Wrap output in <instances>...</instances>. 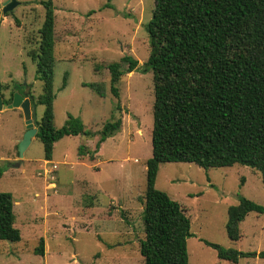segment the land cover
I'll list each match as a JSON object with an SVG mask.
<instances>
[{
	"label": "rangeland",
	"instance_id": "374dc122",
	"mask_svg": "<svg viewBox=\"0 0 264 264\" xmlns=\"http://www.w3.org/2000/svg\"><path fill=\"white\" fill-rule=\"evenodd\" d=\"M26 1L13 8V17L0 22V83L6 99L14 83L28 84L34 97L42 92L29 52L38 45L45 8L41 0ZM52 4L53 126L62 127L72 115L94 135L63 136L54 143L50 160H45L43 144L34 136L21 164L13 167L26 125L17 108L1 110L0 191L13 197L14 226L21 237L16 242L0 239V264H144L139 251L144 237L141 198L146 160L152 154L154 91L152 71L143 63L149 54L145 26L154 0ZM124 55L137 59L138 65L114 83L116 97L108 65ZM43 109L36 104L37 120ZM118 117L121 128L96 148L103 124ZM79 146L94 158L80 155ZM43 163L58 165L54 179L37 174ZM155 187L186 210L192 232L187 238L188 264H264L257 255L238 263L219 259L202 241L242 252L264 250V213L249 212L240 222L237 240L225 230L227 208L240 197L264 206L259 171L241 164L203 168L193 162H163ZM40 238L42 255L35 253Z\"/></svg>",
	"mask_w": 264,
	"mask_h": 264
},
{
	"label": "trees",
	"instance_id": "16d2710c",
	"mask_svg": "<svg viewBox=\"0 0 264 264\" xmlns=\"http://www.w3.org/2000/svg\"><path fill=\"white\" fill-rule=\"evenodd\" d=\"M38 3L45 8L44 20L38 45L29 55L42 82V92L34 100L44 109L35 136L50 160L58 139L77 134L93 137L94 132L85 130L72 115L62 127L53 126L54 12L52 0ZM145 28L149 54L143 67L152 71L154 101L139 251L144 264H188L190 220L181 204L155 187L159 165L178 161L203 168L241 164L259 171L264 184V0H154ZM137 65L130 55L108 65L114 96H118L114 83ZM65 84L63 76L61 88ZM13 87L22 86L14 83ZM3 101L9 104L11 99ZM120 128L119 117L105 122L96 148ZM85 150L78 147L80 155L93 159ZM13 205L12 195L0 191V239L16 242L21 236L14 226ZM251 211L264 213V206L246 197L228 206L225 230L231 240L241 237L240 222ZM43 241L40 238L36 254H43ZM202 241L230 263L247 255L264 258V250L242 252Z\"/></svg>",
	"mask_w": 264,
	"mask_h": 264
},
{
	"label": "water",
	"instance_id": "95a60500",
	"mask_svg": "<svg viewBox=\"0 0 264 264\" xmlns=\"http://www.w3.org/2000/svg\"><path fill=\"white\" fill-rule=\"evenodd\" d=\"M17 2L15 0H12L8 3L6 1V4L3 8V12H7L11 10ZM22 86L24 87L23 91H14L12 89V94L10 96V103L5 104L3 99V95L0 91V110H3L5 108H21L22 114L24 117L26 130L22 136V138L19 140L18 146H17V152H18V160L11 164L13 167H17L21 164L23 160V154L26 148L28 147L29 143L31 142L32 137L35 136L37 132V115H36V103L34 100V97L31 95L30 92V86L26 83H22Z\"/></svg>",
	"mask_w": 264,
	"mask_h": 264
},
{
	"label": "flooded vegetation",
	"instance_id": "af4514ba",
	"mask_svg": "<svg viewBox=\"0 0 264 264\" xmlns=\"http://www.w3.org/2000/svg\"><path fill=\"white\" fill-rule=\"evenodd\" d=\"M6 1H8V3L9 2H11L12 0H0V22L3 20V18L5 17V16H7V15H10L11 17H13L14 16V14H13V8H15L16 6H19V5H25V4H28V2L29 1H26V0H15L16 2H17V4L15 5V7H13L11 10H9V11H7V12H3V8H4V6H5V4H6ZM30 53V52H29ZM19 85H21L22 86V84H20V83H18ZM14 91L16 90V91H23V89H24V87L22 86L21 88H19V89H17V88H15V87H13L12 88ZM12 89L10 90V96H11V94H12ZM0 91H1V89H0ZM32 95V94H31Z\"/></svg>",
	"mask_w": 264,
	"mask_h": 264
},
{
	"label": "built area",
	"instance_id": "2783aa9c",
	"mask_svg": "<svg viewBox=\"0 0 264 264\" xmlns=\"http://www.w3.org/2000/svg\"><path fill=\"white\" fill-rule=\"evenodd\" d=\"M46 164L47 163H45V165L38 171L37 174L43 175L48 180H52L54 179V172L56 171L58 165L56 163H53L51 166L47 167Z\"/></svg>",
	"mask_w": 264,
	"mask_h": 264
},
{
	"label": "crops",
	"instance_id": "0c3cea01",
	"mask_svg": "<svg viewBox=\"0 0 264 264\" xmlns=\"http://www.w3.org/2000/svg\"><path fill=\"white\" fill-rule=\"evenodd\" d=\"M30 89H31V87H30ZM62 89H63V88H62ZM30 92H31V91H30ZM31 94H32V93H31ZM33 97H34V96H33ZM5 109H12V108H8V107H7V108H5ZM5 109H3V110H5ZM17 109H18L19 111L22 112L21 108L17 107ZM0 112H1V110H0ZM24 130H25V129H24ZM84 156H88V155L86 154V155H84ZM45 160H46V159H45ZM44 165H45V163L41 164V165H40V169H41ZM40 169H39V170H40Z\"/></svg>",
	"mask_w": 264,
	"mask_h": 264
}]
</instances>
